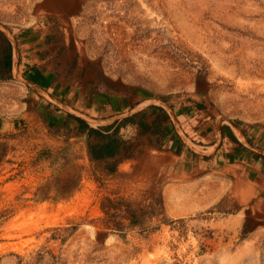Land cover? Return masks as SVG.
I'll return each mask as SVG.
<instances>
[{
  "label": "rangeland",
  "instance_id": "374dc122",
  "mask_svg": "<svg viewBox=\"0 0 264 264\" xmlns=\"http://www.w3.org/2000/svg\"><path fill=\"white\" fill-rule=\"evenodd\" d=\"M0 24L17 48L48 31L40 87L76 109L160 98L194 142L214 145L223 119L264 149V0H0ZM7 41L0 30V52ZM58 108L0 78V264H264L263 155L218 138L217 158L186 151L204 175L176 185L139 158L159 139L138 135L109 171L69 113L49 125Z\"/></svg>",
  "mask_w": 264,
  "mask_h": 264
},
{
  "label": "crops",
  "instance_id": "0c3cea01",
  "mask_svg": "<svg viewBox=\"0 0 264 264\" xmlns=\"http://www.w3.org/2000/svg\"><path fill=\"white\" fill-rule=\"evenodd\" d=\"M39 35L40 37H32L31 39L30 38L28 39V35H27L26 37L27 39L22 40V41H20L19 38L17 37L18 48H19V49L17 48L18 54H19V65L18 66L20 67L22 71L23 68H26L29 65H31L29 67V71L32 76H29V79H31L30 81L32 82L34 81L35 84L37 85L39 84L38 86H40V81H43L45 79L43 78L44 77L43 73H48V75H53L54 73L53 71L55 70V68H53L52 65H50L51 57L53 55L52 46H54V43L52 41H48V38L50 35L48 31L44 30L43 28ZM42 88L47 89L48 92L52 90L59 92V90H61L53 86H47V88H45L44 85L42 86ZM159 107L161 106L152 104V105H148L144 107L143 109L133 113L132 115H134L135 120L127 121L124 125L120 127V131L121 130L123 131V134L121 135L126 140L127 143L130 141L129 139L131 140H133V138L136 139L138 135H142L143 137H151L155 135L156 140L159 139L160 144H162L161 148L155 149L153 148L155 147V145H152L148 143L147 141H144V145H143L144 152L141 154L139 158H142V157L145 158L146 163H147V160H149V158H152V160L150 161V164L154 165L155 170L162 173L165 180L167 179L170 184H176V185L180 184L181 185V182L183 183L184 181H190L192 183L196 181L197 179L201 178L200 175L201 176L204 175V172L202 173L203 165L200 164L201 159H198V162L196 163L193 160L191 155L188 156L186 154V151L189 150L190 148L182 141L178 133L177 135L181 139V142L173 139L171 133H167V130L165 129L166 125H164V123L166 124L167 121L171 119V117L163 107L161 108L164 110V113H166L167 118L161 121L160 125L155 124L158 122L156 120L157 117L160 116ZM60 110L61 108H58L57 110H54V112L49 114V117L47 120L49 125L59 126L61 121L62 122L66 121L65 115H62L60 113ZM113 115L111 114L105 117H111ZM132 115H129L127 117H130ZM136 121L145 122L146 125L149 126V128L148 129L141 128V126ZM224 124L225 123H222L220 126V125H217L216 123V129L218 130V132L215 134L219 136V138L223 141V143L227 139L229 140L230 143L238 142L241 146H243L244 144H242L236 138L235 133L232 130V128H229V130H232L231 132L226 129ZM115 125H111V126L114 127ZM223 128H225L224 134H222ZM231 133L234 135V138H232ZM242 133L244 134V137L247 136V134H245L244 131H242ZM142 136H140V139H142ZM92 137L93 136H90V139ZM246 139L249 140L247 137ZM197 144L205 149H208L210 148V146L213 145V143L210 145H202L200 143H197ZM182 146H184L185 148H183ZM124 150L125 148L120 150L118 154V158L123 156L122 154L124 153ZM152 150L156 151L154 157H151L150 152ZM219 150H220V145L217 148H215L212 153L207 154V155L200 154L199 157L202 158L204 155L205 156L204 158L205 159L209 158V160L211 159V157L217 158V156H219L218 154ZM125 164H127V162H125L123 158H120L119 163H118V168H123ZM186 178H189L190 180H187Z\"/></svg>",
  "mask_w": 264,
  "mask_h": 264
},
{
  "label": "water",
  "instance_id": "95a60500",
  "mask_svg": "<svg viewBox=\"0 0 264 264\" xmlns=\"http://www.w3.org/2000/svg\"><path fill=\"white\" fill-rule=\"evenodd\" d=\"M0 30L4 32V34L6 35V37L8 38V40L11 44L12 55H11L10 73H11L12 77L14 79L24 83L26 86L30 87L31 89L36 91L39 95L46 98L48 101L54 103L59 108L65 110L70 115L82 119L89 126L94 127V128H100V127H107V126L115 125V124L119 123L122 119H124L125 117L132 115L133 113L143 109L144 107H146L148 105L155 104V105L163 107L168 112V114L170 115L171 119L173 120V122L175 124L176 132L178 133V135L180 136L182 141L190 149H192L194 152L207 155V154L212 153L214 151V149L219 146V143H220L218 140L219 136H218L216 142L214 143V145H212V147H210L211 149H209V148L208 149H202V147L200 145H198L196 142H194L191 139H188L185 136V134L182 133V131L178 128L176 121L174 120V117H173L174 115L172 114L171 108L166 104V102L164 100H162L160 98H152V97L145 98V99L141 100L137 105L132 107L131 109L126 110L124 112H120V113L115 114L111 117H97V116L91 115L89 113L83 112L79 109L72 107L71 105L67 104L66 102H64L61 99H58L57 97L52 95L46 89L38 86L34 82L25 78L19 72V66H18L19 65V54H18L16 42H15L13 36L9 33V31L1 24H0ZM220 120L221 121H227V120H223V119H220ZM228 123H230V122H228ZM236 127L237 126L235 124L231 123V128L234 131L236 138L242 144H244L246 147H248V148L254 150L255 152L264 156V149H259V148L252 146L248 142V140L244 137V134L242 133V131L240 129L237 130L238 127L237 128Z\"/></svg>",
  "mask_w": 264,
  "mask_h": 264
},
{
  "label": "trees",
  "instance_id": "16d2710c",
  "mask_svg": "<svg viewBox=\"0 0 264 264\" xmlns=\"http://www.w3.org/2000/svg\"><path fill=\"white\" fill-rule=\"evenodd\" d=\"M11 55H12V48L10 42L7 41V45L2 49L0 52V78H8L11 77L10 69H11ZM160 109V116L157 117V123L160 125L161 121L167 118L166 113L164 110L159 107ZM79 123L80 132L86 134L87 138V147H88V156L91 161L97 162H104L105 168L109 171H114L117 167V163L119 162L118 154L121 149L127 148V142L119 133L120 127L124 125L127 121H132L134 119V115L127 117L120 121L114 127H100L94 128L89 126L86 122L82 119L74 117ZM141 128L148 129L149 126L146 125L143 121H136ZM3 126V119L0 116V129ZM90 136H93L96 141L92 142L90 140ZM232 138L234 135L231 133ZM138 220L136 217L132 216L130 221L135 222ZM163 221L166 219H162ZM243 231H246V221L244 223Z\"/></svg>",
  "mask_w": 264,
  "mask_h": 264
},
{
  "label": "bare ground",
  "instance_id": "6f19581e",
  "mask_svg": "<svg viewBox=\"0 0 264 264\" xmlns=\"http://www.w3.org/2000/svg\"><path fill=\"white\" fill-rule=\"evenodd\" d=\"M174 117V116H173ZM174 120L176 121L175 117H174ZM221 124V120L218 122V125ZM237 128V127H236ZM237 130H239V128H237Z\"/></svg>",
  "mask_w": 264,
  "mask_h": 264
},
{
  "label": "flooded vegetation",
  "instance_id": "af4514ba",
  "mask_svg": "<svg viewBox=\"0 0 264 264\" xmlns=\"http://www.w3.org/2000/svg\"><path fill=\"white\" fill-rule=\"evenodd\" d=\"M231 132H232V130H230ZM225 133V128H223L222 129V134H224Z\"/></svg>",
  "mask_w": 264,
  "mask_h": 264
}]
</instances>
